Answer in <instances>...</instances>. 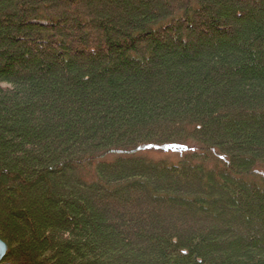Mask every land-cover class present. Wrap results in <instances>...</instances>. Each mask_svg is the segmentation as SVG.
<instances>
[{"label": "trees", "instance_id": "trees-1", "mask_svg": "<svg viewBox=\"0 0 264 264\" xmlns=\"http://www.w3.org/2000/svg\"><path fill=\"white\" fill-rule=\"evenodd\" d=\"M0 239L9 264H264V0H0Z\"/></svg>", "mask_w": 264, "mask_h": 264}, {"label": "rangeland", "instance_id": "rangeland-1", "mask_svg": "<svg viewBox=\"0 0 264 264\" xmlns=\"http://www.w3.org/2000/svg\"><path fill=\"white\" fill-rule=\"evenodd\" d=\"M198 150V146L189 142L182 147H171L163 150L146 149L138 154L152 160H166L172 163H177L186 153L198 152ZM113 157H108V160H112Z\"/></svg>", "mask_w": 264, "mask_h": 264}, {"label": "water", "instance_id": "water-1", "mask_svg": "<svg viewBox=\"0 0 264 264\" xmlns=\"http://www.w3.org/2000/svg\"><path fill=\"white\" fill-rule=\"evenodd\" d=\"M8 247L4 241L0 239V264H9L4 262Z\"/></svg>", "mask_w": 264, "mask_h": 264}]
</instances>
